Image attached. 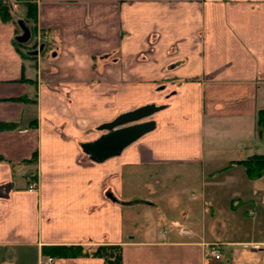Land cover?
Here are the masks:
<instances>
[{
  "label": "crops",
  "instance_id": "crops-1",
  "mask_svg": "<svg viewBox=\"0 0 264 264\" xmlns=\"http://www.w3.org/2000/svg\"><path fill=\"white\" fill-rule=\"evenodd\" d=\"M35 3L28 49L24 7L0 19V264L75 244L120 245L121 264H264V175L229 164L264 155V0ZM145 105L151 127L118 153L83 148Z\"/></svg>",
  "mask_w": 264,
  "mask_h": 264
},
{
  "label": "trees",
  "instance_id": "trees-1",
  "mask_svg": "<svg viewBox=\"0 0 264 264\" xmlns=\"http://www.w3.org/2000/svg\"><path fill=\"white\" fill-rule=\"evenodd\" d=\"M19 4L24 7L25 19L22 22H17L18 27L20 24L24 25L29 32V36L35 33V21H36V3L35 0H14L9 2L8 0H0V19L2 21L15 22L14 15L12 13V4ZM28 23V24H27ZM28 26V27H27ZM41 31V30H40ZM23 43V42H22ZM17 45H21L17 43ZM35 45L33 42L32 47ZM22 54V53H21ZM264 110L257 111V123L259 125L264 123ZM12 127L11 123L0 122V130H5ZM0 160L2 158L0 157ZM235 163L243 167L245 176L248 179H256L264 175V155L253 154L245 159L231 161L229 164ZM35 178V172L32 171L31 179ZM41 254L44 256L54 258L65 257H78V256H91L101 258L103 264H121L120 260V245H96L93 247L83 246L79 244L75 245H48L41 247Z\"/></svg>",
  "mask_w": 264,
  "mask_h": 264
},
{
  "label": "water",
  "instance_id": "water-1",
  "mask_svg": "<svg viewBox=\"0 0 264 264\" xmlns=\"http://www.w3.org/2000/svg\"><path fill=\"white\" fill-rule=\"evenodd\" d=\"M20 29L23 34L18 36L17 40L23 42L29 37V32L22 24H20ZM154 109L155 107L152 105H145L134 111L117 116L111 122L101 126V128L106 130V133L85 144L83 148L97 160L118 153L124 146L151 127V123L139 122L138 120L152 113Z\"/></svg>",
  "mask_w": 264,
  "mask_h": 264
},
{
  "label": "built area",
  "instance_id": "built-area-1",
  "mask_svg": "<svg viewBox=\"0 0 264 264\" xmlns=\"http://www.w3.org/2000/svg\"><path fill=\"white\" fill-rule=\"evenodd\" d=\"M11 2H13V0H10ZM37 187V183L36 181H29L27 183L26 189L31 191L36 189ZM209 254L214 258V259H218L219 258V250L215 249V248H211L208 250ZM52 262V257L46 256L45 261L43 264H50Z\"/></svg>",
  "mask_w": 264,
  "mask_h": 264
},
{
  "label": "rangeland",
  "instance_id": "rangeland-1",
  "mask_svg": "<svg viewBox=\"0 0 264 264\" xmlns=\"http://www.w3.org/2000/svg\"><path fill=\"white\" fill-rule=\"evenodd\" d=\"M8 1L11 2L10 0H8ZM13 1H14V0H13ZM27 27H28V26H27ZM20 30H21V29H18V30H17V33H16V34H19L18 36H20V35L23 34V32H22V31L20 32ZM29 37H30V36H29ZM30 39H31V38H30ZM19 43H20V42H19ZM24 43H26V44H24ZM30 44H31V42H30L29 40H27V42H23V43L21 42L20 48L23 49V50H24V49H28V48H30V47H29ZM128 124H129V123H128ZM90 247H91V246H90Z\"/></svg>",
  "mask_w": 264,
  "mask_h": 264
}]
</instances>
